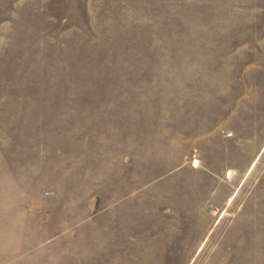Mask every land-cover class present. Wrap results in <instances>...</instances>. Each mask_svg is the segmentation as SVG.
<instances>
[{"label":"rangeland","instance_id":"374dc122","mask_svg":"<svg viewBox=\"0 0 264 264\" xmlns=\"http://www.w3.org/2000/svg\"><path fill=\"white\" fill-rule=\"evenodd\" d=\"M0 264H264V0H0Z\"/></svg>","mask_w":264,"mask_h":264}]
</instances>
